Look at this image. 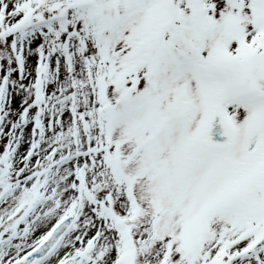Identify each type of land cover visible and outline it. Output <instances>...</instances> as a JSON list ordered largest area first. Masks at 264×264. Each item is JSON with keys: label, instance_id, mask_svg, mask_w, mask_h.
I'll use <instances>...</instances> for the list:
<instances>
[{"label": "snow or ice", "instance_id": "obj_1", "mask_svg": "<svg viewBox=\"0 0 264 264\" xmlns=\"http://www.w3.org/2000/svg\"><path fill=\"white\" fill-rule=\"evenodd\" d=\"M0 264H264V0H0Z\"/></svg>", "mask_w": 264, "mask_h": 264}, {"label": "rangeland", "instance_id": "obj_2", "mask_svg": "<svg viewBox=\"0 0 264 264\" xmlns=\"http://www.w3.org/2000/svg\"><path fill=\"white\" fill-rule=\"evenodd\" d=\"M24 147H27V145H25Z\"/></svg>", "mask_w": 264, "mask_h": 264}]
</instances>
